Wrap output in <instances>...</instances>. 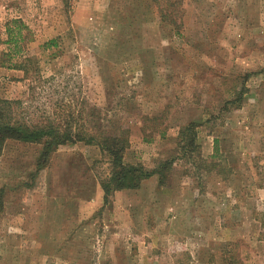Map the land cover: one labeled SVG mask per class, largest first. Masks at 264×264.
I'll return each instance as SVG.
<instances>
[{"label": "rangeland", "instance_id": "1", "mask_svg": "<svg viewBox=\"0 0 264 264\" xmlns=\"http://www.w3.org/2000/svg\"><path fill=\"white\" fill-rule=\"evenodd\" d=\"M173 1L180 15L161 24L151 0H0V99L128 130L127 164L176 160L166 184L104 203L97 146H60L36 173L41 147L7 142L0 264H264V0ZM13 19L29 30L27 75L1 65ZM191 122L202 159H175ZM215 139L227 175L202 163Z\"/></svg>", "mask_w": 264, "mask_h": 264}, {"label": "trees", "instance_id": "2", "mask_svg": "<svg viewBox=\"0 0 264 264\" xmlns=\"http://www.w3.org/2000/svg\"><path fill=\"white\" fill-rule=\"evenodd\" d=\"M158 3L160 10L159 23L168 22L171 24V17L176 19L180 14L175 12V6L178 1L173 0H151ZM179 7V5L177 6ZM163 12V14H162ZM170 18L166 19L165 17ZM180 26H178L179 30ZM173 29V28H172ZM28 28L20 19H13L5 24L4 44L11 47L9 52H5L2 56L6 57V61H2L1 65H8L11 69L21 70L27 75L29 68L27 63L31 61L30 57H18L24 45L30 40ZM57 39L45 42L42 48H52L56 46ZM15 62H11L12 59ZM8 63V64H5ZM244 90L233 100V103L240 104ZM23 108L19 101L0 99V156L7 142H18L24 144H34L41 147L39 159L36 165V173L40 171L49 160V157L58 147L67 144L83 143L85 145L97 146L100 152L105 156L108 163V175L99 181V186L103 194V202L107 203L109 198L119 191L137 190L140 188L144 180L156 176L160 185L166 184V176L172 169L174 159L160 162L151 170L144 168L142 165H131L124 161L125 151L129 146V131L118 129V131H107L98 120H90L94 123L91 128H85L88 123L82 116L74 117L72 115L66 118L53 113L51 115H40L36 118H30L23 113ZM91 116L88 115L87 118ZM154 124V123H153ZM196 123H189L178 130V149L179 154L175 159H184L189 161L194 155L200 159L197 153L198 145L196 144ZM163 135V132H160ZM215 151L210 162L202 161L208 168V172H214L216 175H227V171L218 159V140H214ZM227 171V172H226ZM222 264H239L233 256L222 259Z\"/></svg>", "mask_w": 264, "mask_h": 264}]
</instances>
